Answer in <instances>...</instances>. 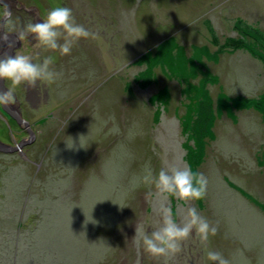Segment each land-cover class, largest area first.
Returning a JSON list of instances; mask_svg holds the SVG:
<instances>
[{
    "label": "rangeland",
    "instance_id": "rangeland-1",
    "mask_svg": "<svg viewBox=\"0 0 264 264\" xmlns=\"http://www.w3.org/2000/svg\"><path fill=\"white\" fill-rule=\"evenodd\" d=\"M1 2L13 13L17 28L41 22L51 7L60 5L71 8L76 21L93 35L81 39L69 55L38 48L31 36L17 51L34 62L53 56L51 67L63 76L51 85L15 90L16 109L35 134L31 143L0 112V142H26L20 151H0V264H215L207 260L210 250L231 264H264V215L225 185L227 179L264 208V159L260 165L255 156L264 142V117L254 108L259 103L264 108V61L259 59H264V0ZM235 38L242 39L244 49H218ZM173 45L176 50L167 49ZM204 47L217 59L225 53L213 74L231 119L213 121L218 151L209 144L214 161L199 167L208 181L205 196L187 203L171 198L168 203L176 220L195 207L217 234L206 244L192 236L179 253L153 258L136 246L135 230L151 232L158 226L159 202L148 195L154 189L137 186V179L146 164L154 174L185 165L195 172L193 158L185 156L197 144L190 132L181 134L176 120L174 125L165 116L153 121L156 107L147 99L156 87H136L143 65L134 62L146 55L150 61L168 50L178 66L199 75L206 61H199ZM171 57L161 64L167 78L177 81L170 71ZM181 88L175 84L174 94ZM238 94L251 97V103L237 104ZM186 116L190 126L194 114Z\"/></svg>",
    "mask_w": 264,
    "mask_h": 264
},
{
    "label": "clouds",
    "instance_id": "clouds-1",
    "mask_svg": "<svg viewBox=\"0 0 264 264\" xmlns=\"http://www.w3.org/2000/svg\"><path fill=\"white\" fill-rule=\"evenodd\" d=\"M0 21H2L0 29L3 31L0 40L7 42L9 33H15L18 41L28 40L31 36L38 48L58 52L61 56L69 55L81 39L93 35L76 21L71 8L60 5L51 7L41 22L22 24L19 28L8 5H0ZM6 26L8 31L4 30ZM8 47H12V44L9 43ZM54 59L49 55L41 62H34L32 56L17 51L12 57L5 56L0 59V81L9 83L5 91L0 92V106L15 105V90L18 87L47 86L61 79L63 73L51 67ZM67 147L73 148L72 140ZM207 183V178L202 173L193 172L186 165L162 168L158 174H154L151 165L146 164L143 175L137 179V186L144 184L154 189L149 191L148 195H155L159 202L157 213L160 220L158 226L151 232H146L143 227L135 230L136 246L142 247L149 256L160 258L179 253L182 242L192 236L206 244L210 236L217 234V228L201 216L195 207L187 208L182 219H174L168 202L171 198L184 203L200 200L206 194ZM207 260L215 264H231L221 253L211 250L207 252Z\"/></svg>",
    "mask_w": 264,
    "mask_h": 264
},
{
    "label": "crops",
    "instance_id": "crops-1",
    "mask_svg": "<svg viewBox=\"0 0 264 264\" xmlns=\"http://www.w3.org/2000/svg\"><path fill=\"white\" fill-rule=\"evenodd\" d=\"M171 39L166 40L164 44L167 45L171 43ZM175 47L176 46L173 45L167 49L173 51L171 48L176 50ZM168 50L162 52L159 56L154 57L150 61L146 59V55L142 57V60L140 63H138L139 65H143V69L140 74V80L138 84H136V87L140 91L142 88L147 86H150V88L156 87L155 90L152 91V95H150V97L147 99V102L150 106L154 104L156 107L152 115L154 119L153 121L158 120L159 118L163 119L165 116L169 117L173 125L176 123V120V124L182 123L183 126L185 125V122H188L186 115L193 113L194 120L198 118L196 122L199 121L196 127L202 129L205 128V126L206 128L207 126H212L213 131L211 132L210 137L214 136L216 139V125L213 124L215 123L213 121L216 120V117L225 118L227 122L231 119L230 105L225 103V96L223 93H221V88L219 86L215 87L216 83H218V77L217 75L213 74L215 73V70H217L218 64L225 61V53H220V59L219 57L217 59L216 55L213 56V53L207 47L199 50L200 53H202L199 57V61H201L203 58L206 59V61L203 63L202 60L204 66L202 68L200 67L198 75L197 73L192 72L190 68H186L187 66H178V64L173 61V58L168 53ZM216 53L217 52L214 54ZM167 55L172 58L169 60L172 64L170 71H172V74H176V77L178 78L177 81H172L167 78L168 74H166L163 69V65L161 64ZM185 59L186 57L183 56L184 64L186 61ZM252 60L255 59L252 58ZM191 68L193 69V67ZM185 71H188L187 73H189L187 77L185 76ZM196 78L198 81L197 83L193 84V81ZM178 82L182 84L183 88L179 90L177 96L174 94V88L175 84H178ZM209 90L212 92H209ZM207 142H205V144ZM206 154L208 155V153Z\"/></svg>",
    "mask_w": 264,
    "mask_h": 264
},
{
    "label": "trees",
    "instance_id": "trees-1",
    "mask_svg": "<svg viewBox=\"0 0 264 264\" xmlns=\"http://www.w3.org/2000/svg\"><path fill=\"white\" fill-rule=\"evenodd\" d=\"M241 41H242V39L240 40V39H237V38H235V40L234 39H229V40L227 39L226 40V43L225 44H222V45L220 44L219 45L220 47L218 49L219 50H223V49L225 50V48H228V49L236 52V50H241V49H244V47H245L242 44ZM218 44L219 43H217V45ZM249 53H250V55L253 58H257L258 57V53H256V51L253 50V49H249ZM142 57L143 56H141L139 59H137L134 63H139L140 60H142ZM259 59H261L262 61H264V59L262 58V56H260ZM234 97H235L234 100H235V102L237 104L238 103H243L244 106L249 105V103H251V100H252L251 97L250 98H245V97H243L240 94H238V96L236 95ZM243 108H248V107H243ZM254 108L257 109L259 112H261L262 115H263V117H264V108L262 107L261 103L257 104ZM197 119L198 118H196V120ZM196 120H194V118H191V120H189V125L190 126H188L186 122H185V125H183V126H182V123H180V126H182V128H181V134L184 135V133L186 134V133H189L190 132L189 133L190 137H192V140L197 144V148L194 149V150L193 149L191 150L190 148L188 150H186V148H185V150H186V156L185 157H190L191 156V158H193V162L195 163L194 164V169H197V170H195V172L196 173H199V169H200L199 167H201V165L203 163L204 164L205 163L207 164L208 163L207 161H209V160L210 161H214L212 159L213 154L210 153L212 151V147L209 144H211L212 146L214 145L215 150H217V151H218V148L215 146V142H214L215 138H214V136L210 137V134L213 131V127L212 126H207V128H206V126H205V128L199 129V128L196 127V125H198L199 121L196 122ZM186 130H189V131L186 132ZM207 140H209V141L207 142ZM204 141L207 142V143L205 144ZM182 146H184V143H182ZM206 153H208V155ZM255 154H256V152H255ZM204 156H207L206 157L207 158L206 162H204L205 160L202 158ZM208 156H210V157H208ZM255 156H256V162H257V164L262 165V156H263V159H264V142H263V145H261V147H259L258 154H256ZM215 157L217 159H219L217 156H215ZM225 182H226L225 185H227L230 188L229 189L226 186L227 189H229L231 191L230 194H233L234 192H237V194L240 195L241 199L246 200L252 207H254V208H256V209H258L260 211V213L258 212V214H260V215L263 214L264 215L263 205H261L260 203L254 201V199H252L249 196H247V193L242 188H239V187L235 186L234 184H231L227 179L225 180ZM202 201L203 200H201V202ZM254 208H252V209H254ZM7 224H8L7 225L8 226V229H9L10 228V220H9V222ZM1 228H2V226H1ZM32 240H35V239L32 238ZM33 245H34V243H32L31 246L29 248H26V249L28 251H30V249L33 247ZM8 248L11 251L10 246H8ZM21 255H22V253H21ZM21 257L22 256H19V259ZM25 257H27V256H25ZM0 263H1V260H0Z\"/></svg>",
    "mask_w": 264,
    "mask_h": 264
},
{
    "label": "water",
    "instance_id": "water-1",
    "mask_svg": "<svg viewBox=\"0 0 264 264\" xmlns=\"http://www.w3.org/2000/svg\"><path fill=\"white\" fill-rule=\"evenodd\" d=\"M0 5H4V3L1 2V0H0ZM0 23H2V21H0ZM2 35H3V31L2 29H0V36ZM9 43L12 44V47H8ZM21 44H22V41L16 40L15 33H9L7 42L0 40V59H3L5 56H8V57L14 56L15 52L21 48ZM6 87H7L6 82L0 81V92L5 91ZM16 103L12 107L0 106V112L2 114H6L14 123H16L22 130H24L25 133L28 134V137H29L28 138L29 140H27V143H31L35 139V134L31 128L30 123H28V121L23 118L22 113L18 110L19 102H17V100H16ZM25 144L26 142L20 141L16 143L15 146H11L7 144L4 145L0 142V151L3 153L5 152L14 153L18 150L20 151L25 146Z\"/></svg>",
    "mask_w": 264,
    "mask_h": 264
},
{
    "label": "flooded vegetation",
    "instance_id": "flooded-vegetation-1",
    "mask_svg": "<svg viewBox=\"0 0 264 264\" xmlns=\"http://www.w3.org/2000/svg\"><path fill=\"white\" fill-rule=\"evenodd\" d=\"M7 118H9L6 114H4ZM10 119V118H9ZM24 131V130H23ZM24 133H25V131H24ZM26 134V133H25ZM28 135V134H27Z\"/></svg>",
    "mask_w": 264,
    "mask_h": 264
}]
</instances>
